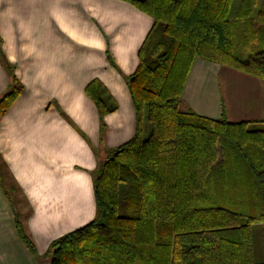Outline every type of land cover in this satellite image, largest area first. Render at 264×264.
Returning a JSON list of instances; mask_svg holds the SVG:
<instances>
[{"label": "trees", "instance_id": "16d2710c", "mask_svg": "<svg viewBox=\"0 0 264 264\" xmlns=\"http://www.w3.org/2000/svg\"><path fill=\"white\" fill-rule=\"evenodd\" d=\"M125 1L153 20L126 80L134 133L94 173L95 217L52 240L46 257L50 264H264L251 233L264 226V122L229 121L224 109L210 118L182 105L195 59L264 80V0ZM11 79L0 113L22 89ZM86 92L102 138V118L117 104L96 79ZM15 228L36 255L18 217Z\"/></svg>", "mask_w": 264, "mask_h": 264}, {"label": "crops", "instance_id": "0c3cea01", "mask_svg": "<svg viewBox=\"0 0 264 264\" xmlns=\"http://www.w3.org/2000/svg\"><path fill=\"white\" fill-rule=\"evenodd\" d=\"M152 24L125 0H0V96L13 76L22 86L0 113V169L8 174L0 179V264H40L52 240L95 217L94 173L134 133L126 80ZM93 79L117 104L102 118V138L86 92ZM182 105L210 118L224 109L229 121L264 122V80L195 59ZM5 184L23 204L14 205ZM16 217L36 255L20 240Z\"/></svg>", "mask_w": 264, "mask_h": 264}, {"label": "rangeland", "instance_id": "374dc122", "mask_svg": "<svg viewBox=\"0 0 264 264\" xmlns=\"http://www.w3.org/2000/svg\"><path fill=\"white\" fill-rule=\"evenodd\" d=\"M233 3L235 6H238L239 0H233ZM245 74H247V73H245ZM106 102L109 103L108 101H106ZM99 153H100V150H99ZM102 153L103 152H101V154ZM1 171L3 173V177L4 176L6 177V175H5L6 173H4V170L2 168H1ZM9 184H11V183L9 182ZM5 187H7L6 191H7L8 195L11 197V200L13 201L15 206H17L19 204H23V200H22L21 196L19 194H17L16 190L8 189V184H5ZM21 206L22 205H20V207ZM251 233H252V238H253V247H254L255 259L258 261H264V226H259V227L252 226Z\"/></svg>", "mask_w": 264, "mask_h": 264}, {"label": "water", "instance_id": "95a60500", "mask_svg": "<svg viewBox=\"0 0 264 264\" xmlns=\"http://www.w3.org/2000/svg\"><path fill=\"white\" fill-rule=\"evenodd\" d=\"M40 264H50V261L49 260H41Z\"/></svg>", "mask_w": 264, "mask_h": 264}]
</instances>
